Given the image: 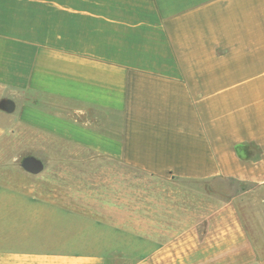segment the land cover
Here are the masks:
<instances>
[{
    "label": "crops",
    "instance_id": "0c3cea01",
    "mask_svg": "<svg viewBox=\"0 0 264 264\" xmlns=\"http://www.w3.org/2000/svg\"><path fill=\"white\" fill-rule=\"evenodd\" d=\"M0 90L18 100L0 105V137L29 125L153 178L264 187V0H0ZM39 95L120 125L94 129L43 109ZM0 187V264H117L133 253L106 224L125 231L134 216L66 218ZM202 195L216 202L149 197L147 248L129 264H264L237 195ZM60 230L64 241L48 244Z\"/></svg>",
    "mask_w": 264,
    "mask_h": 264
},
{
    "label": "rangeland",
    "instance_id": "374dc122",
    "mask_svg": "<svg viewBox=\"0 0 264 264\" xmlns=\"http://www.w3.org/2000/svg\"><path fill=\"white\" fill-rule=\"evenodd\" d=\"M10 94L2 95L0 90V105L15 109L18 100ZM26 96L29 97V94ZM38 99L43 109L76 119L78 123H87L97 130L112 134L120 125L119 116L107 110L48 95H39ZM90 152L87 148L29 125H15L0 137V186L4 190L17 189L14 192L21 193L22 199H26L23 197L25 194L42 199L49 204L47 206H53L59 215L66 218L93 220L116 212L134 216L131 222L123 223L127 228L125 231H115L111 224H106L109 237H114L112 239L121 244L132 245L129 250L133 253L112 256L117 264H129L147 248L149 197L155 195L173 200L180 197L191 209L195 205L194 200H199L201 196L216 202L214 197L209 198L202 193L222 195L232 192L237 195V206L248 235L264 249V187L249 189L247 184L221 179L191 181L153 178L146 172ZM210 188L215 191L209 192ZM66 232L60 230L59 235L46 233L50 236L47 243L60 245ZM75 232L73 228L67 236H76Z\"/></svg>",
    "mask_w": 264,
    "mask_h": 264
}]
</instances>
